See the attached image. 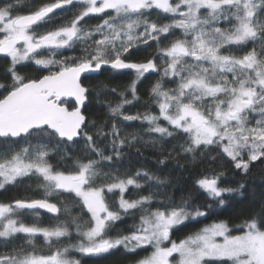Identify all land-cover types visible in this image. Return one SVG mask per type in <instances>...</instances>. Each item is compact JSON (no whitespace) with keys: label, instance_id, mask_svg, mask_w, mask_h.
I'll return each instance as SVG.
<instances>
[{"label":"snow or ice","instance_id":"6c2138e0","mask_svg":"<svg viewBox=\"0 0 264 264\" xmlns=\"http://www.w3.org/2000/svg\"><path fill=\"white\" fill-rule=\"evenodd\" d=\"M0 57V191L35 179L27 187L40 196L0 202V264H81L73 250H123L133 264H264V192L239 223L203 224L247 190L246 179L221 186L228 170L264 171V0H2ZM32 65L46 74H22ZM93 101L103 120L89 119ZM73 229L78 241L60 246Z\"/></svg>","mask_w":264,"mask_h":264},{"label":"trees","instance_id":"16d2710c","mask_svg":"<svg viewBox=\"0 0 264 264\" xmlns=\"http://www.w3.org/2000/svg\"><path fill=\"white\" fill-rule=\"evenodd\" d=\"M2 2V0H0ZM31 2V0H29ZM22 12L27 11V9H21ZM87 19V18H86ZM87 23L89 25L94 26L96 23H99L98 19H90L87 20ZM168 41H164L166 44ZM152 44L151 48L147 49V52L149 54L154 52L155 49V42H150ZM163 46V45H162ZM72 53L65 52V55H70ZM76 54H79V50H77ZM140 55H144L143 52L140 53ZM158 65H160V61L157 60ZM5 67L4 59L0 58V71H3ZM36 66L32 65L28 68L22 69V74L30 76V77H38L41 74H46L45 72L37 71L35 70ZM108 75L107 73L105 74ZM147 79H143L142 82L138 85V94L141 97V102L148 99V90L156 82V80L159 78L157 74H146ZM101 79H104V77H101ZM95 83V81H92ZM111 83L113 85L115 84H128L130 83V77L125 76H118L117 79L112 80ZM164 86L166 88H174L176 85L175 83L168 82V78H165V84ZM130 98V97H129ZM109 99H113V97H109ZM86 113L89 116V119L96 118L97 120H103L106 115V107L96 104L95 101H93L89 107L85 110ZM136 111H144L142 107L138 108H129L128 112L129 114H134ZM153 112L158 114V109L153 107ZM132 124V127H126L125 131L132 132L134 129H136V126L139 124V122H130ZM166 124V122H163ZM138 130V129H137ZM166 148H171V145H166ZM134 152V150H133ZM155 154L151 150H145L144 151V157L141 158V162L147 163L148 167L153 168L155 165ZM54 165L57 162V157H53L51 161ZM133 163H136L135 157H133ZM181 165H184L185 167H191L192 165L187 164L184 160L180 161ZM217 170H221V166L217 165ZM168 168L169 170L176 171L177 174L179 172L177 171L178 165L174 161L168 162ZM187 175V173H185ZM246 179L247 180V190L244 191L243 198L240 196V194L233 193L231 194L234 198L227 201L228 207H225L221 214L218 216H213L211 219L204 220L203 224L211 223L213 220H226V219H232L236 223H239L240 219L247 216L251 209L258 208V205H253L252 200L253 196L255 195L256 199H259L260 193L264 192V171H262L261 166L259 162H255L254 165L251 168V174L248 177H241L239 175H234L230 170L226 172V175L222 178L223 183L221 186H236V181ZM32 185V189L35 188L36 181L33 179L32 181H26L25 185L20 186L19 188H9L7 191H0V202H10L14 198H24V197H35L40 198V196L37 194V192L33 191L32 189H29L27 187V184ZM177 196H179V193H177ZM52 215L48 214L44 211L40 210V226H49L52 221H50V217ZM239 217V219L237 218ZM25 222H32L33 217H25ZM61 220L65 219L64 216L60 217ZM132 221L129 218H126L124 223H118L117 228H126L129 224H131ZM203 226V225H200ZM195 230L191 226L188 228H181L180 231L176 232L173 235V239H180L183 238L184 235H186L188 232ZM72 234L70 237L62 238V240L59 242L60 246L67 245L69 242L76 243L78 241V237L76 236V233L73 230H71ZM115 235V232L112 233ZM36 247L38 252L41 254H47L49 249L45 245L42 237H37L35 241ZM146 253L141 252L140 256L145 255ZM72 257L75 259H79L81 261V264H133L134 259H138L139 257H133L131 254H125L123 250H116L112 252L111 254H106L103 258L100 257H89V256H83L78 252H75V250L72 251Z\"/></svg>","mask_w":264,"mask_h":264},{"label":"water","instance_id":"95a60500","mask_svg":"<svg viewBox=\"0 0 264 264\" xmlns=\"http://www.w3.org/2000/svg\"><path fill=\"white\" fill-rule=\"evenodd\" d=\"M152 74H156V73H152ZM41 211H44V210H41ZM44 212H46V211H44ZM47 213V212H46ZM48 214H50V213H48ZM52 215V214H51Z\"/></svg>","mask_w":264,"mask_h":264},{"label":"flooded vegetation","instance_id":"af4514ba","mask_svg":"<svg viewBox=\"0 0 264 264\" xmlns=\"http://www.w3.org/2000/svg\"><path fill=\"white\" fill-rule=\"evenodd\" d=\"M0 58H3V57H0Z\"/></svg>","mask_w":264,"mask_h":264}]
</instances>
